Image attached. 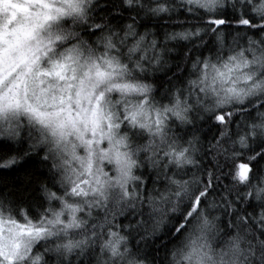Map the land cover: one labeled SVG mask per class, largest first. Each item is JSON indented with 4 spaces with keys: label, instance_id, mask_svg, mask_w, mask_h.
<instances>
[{
    "label": "snow or ice",
    "instance_id": "6c2138e0",
    "mask_svg": "<svg viewBox=\"0 0 264 264\" xmlns=\"http://www.w3.org/2000/svg\"><path fill=\"white\" fill-rule=\"evenodd\" d=\"M36 163L0 264H264V0H0V183Z\"/></svg>",
    "mask_w": 264,
    "mask_h": 264
},
{
    "label": "trees",
    "instance_id": "16d2710c",
    "mask_svg": "<svg viewBox=\"0 0 264 264\" xmlns=\"http://www.w3.org/2000/svg\"><path fill=\"white\" fill-rule=\"evenodd\" d=\"M162 39V37H161ZM172 62V61H169ZM207 131V127L205 128ZM210 136L211 133H208ZM42 172H46L45 169L36 164H29L25 169L19 170L17 172L8 173L4 176V183H0V188H3L6 192L14 193L20 199H27L28 197H33L36 195L35 189L38 187L39 183L43 181L44 177L41 175ZM31 181V183H29ZM5 183L7 187H5ZM13 183H15L16 187H12ZM27 185L28 191L24 192L22 189ZM156 255V253H153ZM164 252L161 249L158 259L163 260Z\"/></svg>",
    "mask_w": 264,
    "mask_h": 264
}]
</instances>
